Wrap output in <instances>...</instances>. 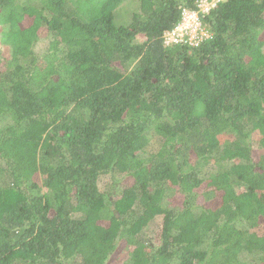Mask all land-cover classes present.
<instances>
[{"label":"trees","instance_id":"trees-1","mask_svg":"<svg viewBox=\"0 0 264 264\" xmlns=\"http://www.w3.org/2000/svg\"><path fill=\"white\" fill-rule=\"evenodd\" d=\"M197 1L0 0V264H264V0Z\"/></svg>","mask_w":264,"mask_h":264},{"label":"rangeland","instance_id":"rangeland-1","mask_svg":"<svg viewBox=\"0 0 264 264\" xmlns=\"http://www.w3.org/2000/svg\"><path fill=\"white\" fill-rule=\"evenodd\" d=\"M135 11L134 3H125L118 8L117 15L119 16L118 22H128L131 13ZM39 42L35 46V52L37 55L45 52L46 47L48 46L49 38L47 37V32L44 30H40L39 32ZM123 176L119 175H105L99 177L97 181L98 189L101 193L107 195L108 197L112 195L115 189L118 187L119 183H122ZM182 202V196L176 192L174 197L172 198L173 206H180ZM161 218H156L147 228L144 229V238L146 240H151L153 245L156 244V233L160 226ZM125 246L123 242H120L116 251L110 256L106 264H119L120 260L122 261L125 258Z\"/></svg>","mask_w":264,"mask_h":264},{"label":"built area","instance_id":"built-area-1","mask_svg":"<svg viewBox=\"0 0 264 264\" xmlns=\"http://www.w3.org/2000/svg\"><path fill=\"white\" fill-rule=\"evenodd\" d=\"M219 1L221 0H198L195 10L183 9L179 23L172 30L163 34V44L197 47L209 37L201 18L206 16Z\"/></svg>","mask_w":264,"mask_h":264}]
</instances>
